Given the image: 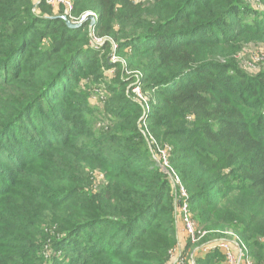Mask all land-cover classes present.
I'll return each mask as SVG.
<instances>
[{
	"label": "trees",
	"instance_id": "16d2710c",
	"mask_svg": "<svg viewBox=\"0 0 264 264\" xmlns=\"http://www.w3.org/2000/svg\"><path fill=\"white\" fill-rule=\"evenodd\" d=\"M70 1L0 0V264H169L175 176L199 232L232 230L264 264V66L238 59L264 54V12ZM208 241L182 251L222 263Z\"/></svg>",
	"mask_w": 264,
	"mask_h": 264
},
{
	"label": "built area",
	"instance_id": "2783aa9c",
	"mask_svg": "<svg viewBox=\"0 0 264 264\" xmlns=\"http://www.w3.org/2000/svg\"><path fill=\"white\" fill-rule=\"evenodd\" d=\"M47 4L56 8L60 5L65 6L68 12H71L72 10V3L70 0H46ZM92 15L95 19V24L98 20V15L95 13H86L83 15L79 20H74L73 23H80L83 21V19L88 16ZM72 18V17H71ZM92 26H90L91 28ZM94 44L95 46H102L103 42L101 40H96L94 39ZM115 47V46H114ZM136 90V91H135ZM133 92H135L136 95H138L140 98H142L141 95V90L139 87H136L133 89ZM138 92V93H137ZM144 128H146V124H144ZM160 156L163 160V165L165 167H169L168 165V150H160ZM175 181V185H178L180 188L181 195L179 197V202H177L176 206V212L179 213L180 216V223L181 226L183 227V231L186 234V241H190L192 244L197 243L198 235H202V238H206L208 234L210 233L209 231H198V228L194 221L192 220V216L189 212V207L188 203L186 202L187 199V194L185 192L184 187L182 186L179 178L175 176L173 178ZM185 200V202H181V200ZM178 218V214H177ZM179 221V218H178ZM217 233H221L224 235V237L217 238V240L213 241H208L205 246H203L204 251H214V250H220L224 257H225V262L226 264H254L252 261L248 248L244 244V242L232 231H216ZM180 246H182L181 242H178ZM194 245V244H193ZM183 248V247H182ZM182 248L180 250H182ZM196 254L195 252L192 253L189 263L194 264L193 257ZM180 256H177L176 263L178 262V258Z\"/></svg>",
	"mask_w": 264,
	"mask_h": 264
},
{
	"label": "rangeland",
	"instance_id": "374dc122",
	"mask_svg": "<svg viewBox=\"0 0 264 264\" xmlns=\"http://www.w3.org/2000/svg\"><path fill=\"white\" fill-rule=\"evenodd\" d=\"M135 1L141 2V1H145V0H135ZM244 4H246V6H248L249 8H253L254 9V11L242 10L243 12L241 14L244 13L247 17L249 16L248 14H256V13H263L264 12V0H246V2H244ZM90 45L94 46L96 44H94V42H91ZM246 50H248V52H245V53L241 54L240 56H238V59L241 61L240 62L241 63V68L245 72H248L250 74L257 73L264 66V54H263V51L258 47V45L255 43V41L252 42L250 45H248ZM108 60H110V59H108ZM135 98H136V94H135ZM176 193H177V191H176ZM176 197H177L176 199H178V196H176ZM177 214H178V218H179L178 223H180L179 213H177ZM227 231H232V230H227ZM181 234H182V237H183L184 241L181 242L182 246H180L179 243H178V246H175V248H174V250L172 252V259H171V262L169 264H188L189 260H187V258H189V256H191V254L193 252H195V250H196V249L193 250V252H191V253H185L184 251L180 250L182 247H184L183 243L186 241V234L183 231V227L182 226L180 227V236H181ZM202 237L203 236L201 234L198 235L197 243H193V244L194 245H198L203 240H209V241L217 240V238L224 237V235L221 234V233H217L216 231H210V233L208 234V236L205 239L202 238ZM177 256H180V257L178 258V262L176 263ZM252 261L255 264V261L253 259H252ZM222 263L226 264L225 257H224V260L222 261Z\"/></svg>",
	"mask_w": 264,
	"mask_h": 264
},
{
	"label": "water",
	"instance_id": "95a60500",
	"mask_svg": "<svg viewBox=\"0 0 264 264\" xmlns=\"http://www.w3.org/2000/svg\"><path fill=\"white\" fill-rule=\"evenodd\" d=\"M36 6H37V4L35 5V7H36ZM65 19H67V18H65ZM86 21H90L91 26H94V24H95V19H94V17H93L92 15H88V16H86V17L83 19L82 22L77 23V24L71 23V22L68 21V19H67L68 26H69L70 28H73V29L80 27V26H81L83 23H85ZM163 170H164L166 173L169 172L166 168H163Z\"/></svg>",
	"mask_w": 264,
	"mask_h": 264
},
{
	"label": "crops",
	"instance_id": "0c3cea01",
	"mask_svg": "<svg viewBox=\"0 0 264 264\" xmlns=\"http://www.w3.org/2000/svg\"><path fill=\"white\" fill-rule=\"evenodd\" d=\"M178 226H179V228L181 227L180 224ZM183 241H184V239H183L182 234H181V236L179 235V242H183ZM185 244H186V241L183 243V246H185ZM220 264H225V263H220Z\"/></svg>",
	"mask_w": 264,
	"mask_h": 264
}]
</instances>
